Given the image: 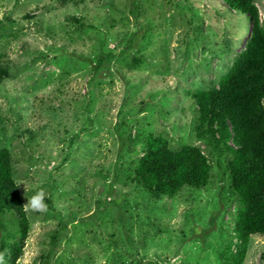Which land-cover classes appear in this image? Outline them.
Wrapping results in <instances>:
<instances>
[{
  "label": "rangeland",
  "instance_id": "374dc122",
  "mask_svg": "<svg viewBox=\"0 0 264 264\" xmlns=\"http://www.w3.org/2000/svg\"><path fill=\"white\" fill-rule=\"evenodd\" d=\"M251 27L224 0H0V147L25 202L42 188L48 204L28 213L17 264H223L237 250L239 201L193 92L218 86ZM150 132L200 146L211 182L153 196L134 176ZM19 236L0 211V243ZM243 264H264V234Z\"/></svg>",
  "mask_w": 264,
  "mask_h": 264
},
{
  "label": "trees",
  "instance_id": "16d2710c",
  "mask_svg": "<svg viewBox=\"0 0 264 264\" xmlns=\"http://www.w3.org/2000/svg\"><path fill=\"white\" fill-rule=\"evenodd\" d=\"M224 1L246 15L252 33L218 86L197 89L193 97L198 108L197 134L207 138L223 159L219 164L239 201L234 227L237 250L229 245L221 253L223 264H243L250 237L264 234V26L256 0ZM103 55L101 52L96 57L95 68L102 64ZM9 73L8 57L0 54V83ZM143 149L134 169L135 180L157 198L172 197L186 186L200 188L211 182L210 158L194 143L173 148L166 136L150 132ZM12 162L10 149L0 147V211L18 218L20 232L18 239H3L0 243L1 251L8 249L10 253L7 264H17L24 254L31 227Z\"/></svg>",
  "mask_w": 264,
  "mask_h": 264
},
{
  "label": "clouds",
  "instance_id": "9594fccd",
  "mask_svg": "<svg viewBox=\"0 0 264 264\" xmlns=\"http://www.w3.org/2000/svg\"><path fill=\"white\" fill-rule=\"evenodd\" d=\"M27 193V188L25 189V194ZM27 196V194H26ZM47 194L44 189H40L30 198L27 196L26 202L23 204V210L25 213L29 212H38V213H46L48 211V204L46 203ZM10 253L8 249H4L0 251V264H7L6 257L9 256Z\"/></svg>",
  "mask_w": 264,
  "mask_h": 264
}]
</instances>
